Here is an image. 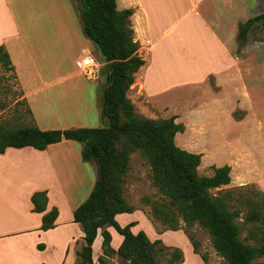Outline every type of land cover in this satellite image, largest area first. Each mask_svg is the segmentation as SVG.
<instances>
[{
  "label": "crops",
  "instance_id": "obj_1",
  "mask_svg": "<svg viewBox=\"0 0 264 264\" xmlns=\"http://www.w3.org/2000/svg\"><path fill=\"white\" fill-rule=\"evenodd\" d=\"M38 5L45 10H38ZM116 6L132 9L130 26L139 45L137 52L144 60L126 92L136 113L149 118L174 115L191 137L204 138L203 147L191 149L177 142L178 132L175 135L178 146L201 153V162L209 161L210 171L213 167L229 165L230 181L235 169L239 184L251 182L264 192V169L249 162L243 145L245 137L251 134L258 149L264 150V104L257 103L263 94L248 91L245 69L256 65L235 53L238 25L264 10L261 0H116ZM0 45L10 55L33 124L51 120L49 114L36 112L45 107L43 101H56L58 110L71 106L68 105L70 90L85 84L78 77L82 74L79 68L82 56L89 53L100 61L102 75L104 62L97 47L83 33L74 0H0ZM100 75L92 80L96 92L94 119L75 117L68 122L71 128L103 125L99 95L104 83L103 79L98 81ZM81 96L76 99L81 100ZM73 106L85 109L78 102ZM63 140L42 150L31 146L7 147L0 153V242L33 237L35 250L45 251L52 246L49 250L58 251L57 242H52L50 236L63 233L60 206L67 207L73 221L72 212L81 203L77 204L76 191L68 189V177L64 173L69 147L60 148L58 168L48 149ZM81 146L80 143V158ZM88 161L81 164L84 167H78L80 174L76 178L71 177L76 181H70L71 187L85 185L86 180L95 181L96 166ZM35 191L46 192L45 212L53 207L58 211L54 226L46 230L40 229L42 212L35 211L31 202ZM118 214L115 219L118 218L119 224H127L120 219L121 215L116 217ZM67 221L69 217L62 222ZM107 230L111 235L110 245L116 249L122 236L112 226ZM131 230L136 233L141 229L133 225ZM100 232L98 229L92 243L93 264H97L102 251ZM74 240V236L66 237L62 254L56 256L58 264L75 261ZM187 258L182 264H187ZM197 261L195 264H203ZM19 264L35 263L24 258ZM39 264L50 263L41 260Z\"/></svg>",
  "mask_w": 264,
  "mask_h": 264
},
{
  "label": "trees",
  "instance_id": "obj_2",
  "mask_svg": "<svg viewBox=\"0 0 264 264\" xmlns=\"http://www.w3.org/2000/svg\"><path fill=\"white\" fill-rule=\"evenodd\" d=\"M77 3L84 35L97 47L104 62L103 88L99 95V114L103 125L65 129H41L35 124L12 125L0 119V153L7 147L31 146L45 149L62 139L78 141L81 158L96 166V178L88 196L74 208L73 221L80 225L83 243L77 251L76 264H93L92 243L101 229V254L97 264H108L117 256L130 264H159V254L166 249L160 239L151 240L143 230L132 232L130 221L120 225L115 215L132 212L133 206L124 196L130 154L138 151L149 163V180L161 198L150 203V212L162 225L178 230L183 223L193 251L199 254L200 241L194 239L189 228L198 225L205 229L214 250L226 264H256L254 259L264 256V192L252 185L243 192L226 189L212 194L210 189L230 182V166L213 167V174L201 175L198 166L201 153L178 146L175 135L184 125L175 116L149 118L136 113L126 95L134 81V73L144 63L130 26L132 9H118L116 0H74ZM264 1V0H263ZM264 27V10L238 25L237 40L243 42L252 26ZM10 73L17 81L10 55L0 45V89ZM28 112L31 113L29 107ZM246 205L242 219L250 223L249 244L240 237L238 223L242 210L236 202ZM33 209L42 212L40 229L54 226L58 214L55 207L45 212V191L31 195ZM112 226L122 240L116 249L110 245ZM206 263L204 253L199 254ZM181 250L174 247L168 262L178 264Z\"/></svg>",
  "mask_w": 264,
  "mask_h": 264
},
{
  "label": "rangeland",
  "instance_id": "obj_3",
  "mask_svg": "<svg viewBox=\"0 0 264 264\" xmlns=\"http://www.w3.org/2000/svg\"><path fill=\"white\" fill-rule=\"evenodd\" d=\"M262 5L264 6V1L261 0ZM38 10H45L38 5ZM235 53L239 56L245 58L246 61H250L256 65V67H249L245 69V78L247 80L248 91L262 92L263 98L258 100L257 103L264 104V27L261 26L259 22H256L251 30L248 32L247 38L243 42L237 40V47ZM6 80L4 81L3 88L0 89V119L8 121L12 125H22V124H33L34 119L31 114L28 112V104L25 99L21 96V89L17 84V81L14 80L10 73L5 74ZM78 77L84 81L85 84L78 86L77 89H71L69 96L68 107L66 110L56 109V101H43L42 104L45 106L43 109L36 110L38 113L49 114V120L47 123H35L42 129H65L71 128V123H68L75 117H80L85 120H93L96 109L94 108L93 103L95 102L96 92L94 90V82L92 80L86 79L82 74H79ZM257 79L255 83H252L253 79ZM103 76L100 75L98 81H101ZM255 81V80H254ZM208 82L212 85V79L209 78ZM82 94V99L77 100L76 97ZM73 100V101H71ZM94 101V102H93ZM84 105L83 108H76L73 106V103ZM87 102V103H86ZM86 103V104H85ZM73 107V108H71ZM57 114V116H54ZM57 117V121L53 118ZM263 134V133H262ZM253 135L245 137L244 147L246 154L249 155V162L255 163V166H259L258 169H264V150L258 149L255 142L250 138ZM257 140V138H256ZM178 143H184L186 147L195 149L198 145L204 143L203 137H191L189 130L186 131L185 127L182 132L177 136ZM67 145L69 148L70 156L66 155L69 160L65 164L66 176L68 177V189L72 188L76 191L77 204L82 202L89 194L93 181H85V185H78L75 188L71 187L70 181L76 182L71 177H77L79 175V168L82 163L85 161L80 158L78 153V145L80 143L74 140L64 139L62 143H57L49 147V151L53 156L54 162L57 166V162L60 164L59 155L61 147ZM203 147V146H202ZM84 161L82 162L81 161ZM209 161L205 162L204 160L199 165V174L209 175L210 171L207 164ZM86 163H90L87 161ZM262 163V164H261ZM129 170L126 175V181L124 184L125 191L124 195L127 201L133 206V211L128 213H120L116 217L120 216L123 221H134L135 229L143 230L151 240L160 239L161 243L166 247L158 257L159 264H170L168 259L170 253L174 247H178L182 253V259L178 264H182L185 261L186 256H188L187 264H195V261L202 262L203 264H226L224 259L214 250L210 237L205 229L201 228L198 225H193L189 228V232L192 233L194 239L200 241V253H204L207 257L206 263L201 259L200 255L193 251L190 240L188 239L187 233L185 232V226L182 223L178 230H170L164 225H162L157 219H155L150 212V203L156 199H160L161 196L159 192L152 187L149 180V163L143 158L138 151H134L130 154L129 161ZM210 165V164H209ZM84 167V166H81ZM88 167V165L86 166ZM58 168V166H57ZM59 170V169H58ZM236 170L234 169L233 181H230L229 184L225 186H220L210 189L212 194H219L221 191L226 189L232 190H241L245 191L247 187L254 185L253 183L239 184L236 180ZM210 173V174H211ZM91 183V184H90ZM255 186V185H254ZM16 206V203H15ZM235 206L239 207L242 210L238 223L241 226L240 237L249 244H255L256 242L247 237V229L251 226L250 223H243L242 219L244 217V212L246 211V205L242 202H236ZM22 207V206H21ZM60 221L63 224L62 235L61 233H54L50 236L52 242H57L55 245L56 250H49L51 245L45 251H40L34 249V238L24 239L23 237L15 240H4L0 242V264H19L22 259L28 258L35 264H39L41 260L48 261L50 264H58L57 257H60L62 254V248L64 246V240L66 237L74 236L73 246H75L78 251L83 243L82 232L80 225L74 223L70 217L67 207L63 205L60 206ZM130 215V216H129ZM125 216V217H124ZM70 218L68 222H62L66 218ZM124 217V218H123ZM118 219V218H116ZM118 221V220H117ZM126 224V223H124ZM118 234V233H117ZM116 240L114 239V243ZM46 243V242H45ZM41 246L38 244V247ZM71 246V244L69 245ZM76 251V254H77ZM57 256V257H56ZM196 258L197 260H194ZM78 256L72 264H76ZM197 261V262H198ZM256 264H264V256H260L254 259ZM108 264H130L127 261L121 260L117 255H114L110 258Z\"/></svg>",
  "mask_w": 264,
  "mask_h": 264
},
{
  "label": "built area",
  "instance_id": "obj_4",
  "mask_svg": "<svg viewBox=\"0 0 264 264\" xmlns=\"http://www.w3.org/2000/svg\"><path fill=\"white\" fill-rule=\"evenodd\" d=\"M79 68L86 79L95 80L100 75L101 63L88 53L81 57Z\"/></svg>",
  "mask_w": 264,
  "mask_h": 264
}]
</instances>
